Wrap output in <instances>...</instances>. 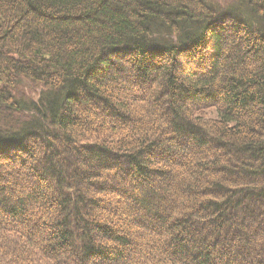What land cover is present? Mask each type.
Returning a JSON list of instances; mask_svg holds the SVG:
<instances>
[{"label": "trees", "instance_id": "trees-1", "mask_svg": "<svg viewBox=\"0 0 264 264\" xmlns=\"http://www.w3.org/2000/svg\"><path fill=\"white\" fill-rule=\"evenodd\" d=\"M243 4L0 0V264H264Z\"/></svg>", "mask_w": 264, "mask_h": 264}, {"label": "rangeland", "instance_id": "rangeland-1", "mask_svg": "<svg viewBox=\"0 0 264 264\" xmlns=\"http://www.w3.org/2000/svg\"><path fill=\"white\" fill-rule=\"evenodd\" d=\"M217 10L243 13V0H208ZM206 116L216 118L217 114L214 108L205 110Z\"/></svg>", "mask_w": 264, "mask_h": 264}]
</instances>
